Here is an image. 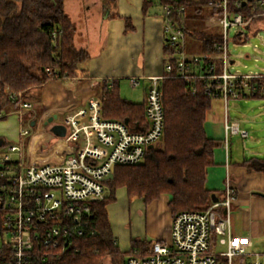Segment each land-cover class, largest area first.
I'll use <instances>...</instances> for the list:
<instances>
[{"label": "built area", "instance_id": "obj_1", "mask_svg": "<svg viewBox=\"0 0 264 264\" xmlns=\"http://www.w3.org/2000/svg\"><path fill=\"white\" fill-rule=\"evenodd\" d=\"M207 5L221 11L217 16L222 26V41L217 45L220 71H215L210 55L184 54L185 33L176 22L165 19L169 8L162 6L164 42L173 51L165 55L163 72L148 77L144 122L129 124L127 120L104 118L101 97L96 96L63 116L65 133L60 137L64 154L60 162L23 164L10 158V153H19L20 146L6 147L8 153L0 158V264H58V256L70 248L76 250L73 244L77 238L93 233L90 203L106 197L109 174L118 165L143 162L161 141L164 116L160 79L174 71L193 93L196 86L191 80L201 79L206 94L225 101L244 98L257 88L264 90V73L241 74L228 68V29L236 32L250 19L228 13L226 0H208ZM46 72L51 73L48 68ZM252 79L254 85L250 84ZM129 83L136 86L139 79L133 77ZM20 95L16 92L11 97ZM31 107L23 100L11 113L20 118L23 109ZM8 114L0 112V119ZM227 127L238 130L234 122ZM28 132L19 128L18 135ZM233 200L234 191L228 185L223 199L207 209L177 212L172 215L167 241H153L144 254H128L124 264H264V250H253L250 236L231 233Z\"/></svg>", "mask_w": 264, "mask_h": 264}, {"label": "trees", "instance_id": "obj_2", "mask_svg": "<svg viewBox=\"0 0 264 264\" xmlns=\"http://www.w3.org/2000/svg\"><path fill=\"white\" fill-rule=\"evenodd\" d=\"M152 1L143 0V10ZM207 1L156 0L160 6L169 8L165 19L176 22L185 34L198 39L199 53L210 55L218 72L221 61L217 58L220 53L217 45L222 41V34L190 30L184 21L186 7H192L198 14L207 6L211 16H219L221 11L208 6ZM63 3L64 0H0L1 113L16 110L29 95V89L40 88L50 79L64 81L75 76L79 65L89 58L84 49L74 45L75 27ZM226 9L230 14L236 12L249 18L250 22L264 17V4L260 0H226ZM250 26L241 27L234 37L245 40L242 30ZM172 51L164 42V54ZM30 58L31 63H26ZM168 61L174 63V59ZM47 68L51 73L46 72ZM174 74L173 71L171 76L159 80L164 116L161 141L143 162L114 168L113 178L106 182V197L90 203L89 223L93 233L77 238L73 244L76 250L70 248L58 256V264H101L108 258L112 264H124L125 255L144 254L149 250L151 243L138 239L131 240L128 253L119 250L106 210L107 204L115 199L117 188H125L129 197H141L145 203L168 193L172 215L179 211L205 210L223 199L224 192L206 189L204 185L206 168L212 164L213 148L219 144L206 135L203 127L213 98L206 94L201 79L191 80L196 86L193 93L189 84ZM254 81L250 80V84L254 85ZM94 87L102 100L104 118L127 120L129 124L144 122V100L134 102L122 97L117 80H101ZM16 92H21L20 97L12 98ZM257 96H264V90L257 88L244 98ZM243 163L249 169L264 173V157L248 158Z\"/></svg>", "mask_w": 264, "mask_h": 264}, {"label": "crops", "instance_id": "obj_3", "mask_svg": "<svg viewBox=\"0 0 264 264\" xmlns=\"http://www.w3.org/2000/svg\"><path fill=\"white\" fill-rule=\"evenodd\" d=\"M63 8L75 27L74 45L84 49L89 58L79 65L75 76L67 79L69 89L64 90L57 79L43 84L42 101L47 105L42 108V114L56 113L57 116L60 112L63 118L88 99L100 96L94 86L101 80H117L120 85L123 79L138 78L142 89L140 100L134 102L143 101L148 77L163 72L162 6L156 0L144 10L143 0H64ZM232 62L229 58V63ZM54 85H59L66 94L62 98L55 96L56 101L51 105L45 103L52 96L46 94L45 89ZM24 100L29 101L28 96ZM228 101L213 98L205 113V133L219 144L213 148L212 164L206 168L204 185L217 192H224L228 185L232 187L231 233L250 236L253 247L254 240L263 238L264 245V173L249 169L243 163L248 158L263 157L264 148L255 146V140L259 139L253 133L254 128L239 117L240 114L247 116L245 112L229 113ZM29 109L23 111L22 119L28 117L32 126L35 118ZM61 122L62 119L54 124ZM233 122L237 124L236 132L227 127ZM239 131H244L245 137L255 143L249 147L241 144L235 136ZM169 199L168 193L148 203L141 197H131L129 203L123 204L117 218L107 211L112 234L122 253L130 251L133 239L149 243L169 239L172 218Z\"/></svg>", "mask_w": 264, "mask_h": 264}, {"label": "rangeland", "instance_id": "obj_4", "mask_svg": "<svg viewBox=\"0 0 264 264\" xmlns=\"http://www.w3.org/2000/svg\"><path fill=\"white\" fill-rule=\"evenodd\" d=\"M185 24L188 29H197L198 31H204L211 34H222V26L218 23V18L209 14V7L203 6L201 11L197 14L192 7H186L185 9ZM248 24L249 28H243V33L246 34L245 40H238L234 37L235 31L233 28H229L227 32V52L229 58L233 60L232 63H228L230 72L245 73H264V17L258 21H251ZM257 26V28H256ZM256 28V29H255ZM243 35L241 34V37ZM184 54L196 55L199 53L198 39L186 33L184 36ZM32 58V57H31ZM25 61L31 63L32 59ZM33 70L35 66L31 67ZM59 80V79H57ZM64 86V90L69 89L68 81H61ZM67 82V83H66ZM141 82V81H140ZM60 84V83H59ZM43 86V85H42ZM42 86L40 88H32L29 92L28 99L32 105L29 110L33 112L35 118L34 124L31 126L28 117L19 119L17 114L10 113L0 119V158L4 153H8L6 147L10 144L20 146L19 153H10V158L18 160L23 164H28L32 161L40 163H58L62 160L64 151L62 148V139L52 130L54 122H58L62 119V113L57 114V118L52 121L46 122L49 115L42 114V108L45 105L42 101ZM142 84L131 86L127 79L121 80L119 85V91L122 97L131 101L140 100ZM60 88L59 85H54L51 88L46 87V94L52 95L50 100H45V103L53 105L54 97H65L66 91ZM56 103V102H55ZM229 113H237L244 111L247 116L240 114L239 117L245 122L249 123L253 129L255 137L259 140H255V146L264 148V96L229 99L228 101ZM236 108V110H235ZM28 109H23V111ZM56 114V113H55ZM248 121H246L247 119ZM246 119V120H245ZM19 128L27 129L28 134L18 135ZM248 130V128H246ZM238 132L240 143L243 142L245 146L249 147L255 143L250 138H246V135ZM250 132V131H249ZM237 138V137H236ZM242 144V143H241ZM264 157V152L263 155ZM130 198L125 188L120 187L115 191V199L109 202L106 206L108 213L117 218V214L122 210L123 204L130 202ZM263 238L254 240L253 250H264ZM218 249L221 247L218 246ZM101 264H112L110 259H105Z\"/></svg>", "mask_w": 264, "mask_h": 264}, {"label": "water", "instance_id": "obj_5", "mask_svg": "<svg viewBox=\"0 0 264 264\" xmlns=\"http://www.w3.org/2000/svg\"><path fill=\"white\" fill-rule=\"evenodd\" d=\"M56 118V115H52L51 117L48 118V120L46 122H49V121H52L53 119ZM52 130L54 131L55 134H57L58 136H63L64 133H65V127L63 124L61 123H58V124H54L52 126ZM151 147V146H150ZM109 179H112L113 178V174H109L108 176ZM260 194V193H259ZM106 195V194H105ZM260 195H263V194H260Z\"/></svg>", "mask_w": 264, "mask_h": 264}]
</instances>
